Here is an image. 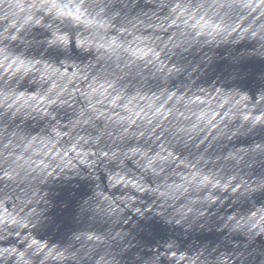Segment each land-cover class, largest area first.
<instances>
[{"label":"clouds","instance_id":"1","mask_svg":"<svg viewBox=\"0 0 264 264\" xmlns=\"http://www.w3.org/2000/svg\"><path fill=\"white\" fill-rule=\"evenodd\" d=\"M0 264H264V0H0Z\"/></svg>","mask_w":264,"mask_h":264}]
</instances>
